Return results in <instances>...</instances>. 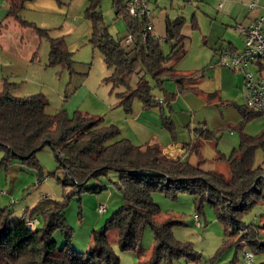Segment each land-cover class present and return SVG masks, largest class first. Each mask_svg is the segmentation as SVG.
Masks as SVG:
<instances>
[{"label":"rangeland","instance_id":"374dc122","mask_svg":"<svg viewBox=\"0 0 264 264\" xmlns=\"http://www.w3.org/2000/svg\"><path fill=\"white\" fill-rule=\"evenodd\" d=\"M56 3L58 8L53 11L24 8L20 14L22 18L48 29L50 36L65 37L73 54V69L62 65L48 66L49 38L39 36L33 27H24L12 17L4 22L7 25L0 31V90L6 78L15 83L13 93L16 96L45 94L49 99L47 112L53 114L64 108L70 116L80 111L94 118L101 117L104 125L115 124L121 129L120 137L128 138L137 145L156 141H161L164 146L178 143L193 147L197 145L204 160L201 167L218 170L229 177L227 158L241 142L239 127L243 117L237 105L247 103L245 88H236L232 94L226 85L227 88L222 92L224 95L218 98L215 93L195 84L197 80L200 81L202 74L206 78L210 76L207 74L212 71L210 65H218L215 48H219L221 42H215L213 37L222 34L217 25L212 26L202 3L199 0H158L157 4H153L156 30L165 29L167 16L172 19L184 17L182 34L186 36L185 53L175 68L179 74L192 77L188 82L194 84L192 88L180 89L176 80L172 79L166 80L160 87L148 75L147 79L157 99L166 100L167 94L172 98L160 106L145 108L143 101L137 97L132 102L130 113L119 104L120 99L116 92L111 91L110 84L104 82L111 70L102 53L94 50L91 42L92 23L85 13L88 0H56ZM99 8L103 14V24L111 35L115 39L126 38L129 34L126 20L116 14L113 1L100 0ZM160 39L164 53L170 54L176 42L166 41L164 36ZM126 46L130 48L131 43ZM242 46L243 43L241 49ZM224 67L232 73L244 75L241 70L236 72L233 68ZM256 70L254 64L248 68V71ZM141 111H149L150 115L140 118ZM166 122H171L172 129ZM207 131L212 133L211 138L205 137ZM263 131L264 114L244 126V132L250 135ZM3 156L4 152L0 149V161ZM199 156L197 151L192 154L193 158ZM36 158L38 165L29 164L18 157L10 158L7 165L0 164V206L9 207L11 218L17 220L24 211L35 208L45 196L66 203L65 217L73 229L72 245L80 252L87 251L92 241V231L100 229L124 202L115 184L119 180V172L113 170L108 177L99 180L108 185L102 192L85 191L79 194L75 193V187L63 185L62 180L66 175L50 145L37 151ZM263 161L264 150L258 148L253 159L254 167L264 165ZM99 181L92 179L88 186H95ZM110 193L113 198L105 202L107 210L101 212L102 199ZM153 198L162 211L158 220L169 217L180 221L173 228L175 238L190 245L192 251L200 256L192 259L189 255H182L175 257L171 263L162 260L159 264H260L264 260V252L248 244L247 238L241 239L238 235L233 240L226 233L224 224L218 219L216 206L209 200L200 204L198 196L190 191H181L177 197H171L156 190ZM116 200L120 201L115 204ZM243 220L248 225L255 223L258 227L252 231L245 229L242 235L254 234V238L264 236V202L248 209ZM38 221L37 226L42 227V215L38 216ZM53 236L58 245L63 246V232L57 229ZM116 237L117 232H113L111 243L120 258L119 264H149L155 246V236L150 226L144 228L136 251H122ZM237 239L240 240L237 242ZM247 253L253 254V260L247 259Z\"/></svg>","mask_w":264,"mask_h":264},{"label":"trees","instance_id":"16d2710c","mask_svg":"<svg viewBox=\"0 0 264 264\" xmlns=\"http://www.w3.org/2000/svg\"><path fill=\"white\" fill-rule=\"evenodd\" d=\"M26 1L9 0V15L15 16L22 26L33 27L39 36L49 38L48 66L62 65L72 70L73 54L65 37H52L48 29L22 18L20 11ZM112 1L116 14L125 18L129 34L134 35L130 48H127L125 38L115 39L103 24L100 0H88L85 13L92 23L93 48L102 53L111 70L104 82L116 92L119 104L126 112L132 111V102L137 97L145 108L160 106L172 98L167 94L166 100L157 99L148 75L160 87L166 80L175 79L180 89L192 88L188 85L192 77L179 74L175 68L185 53L184 17L167 18L165 40L176 43L166 55L161 39L151 31L143 39V27L148 18L131 15L124 0ZM3 26L0 23V31ZM14 85L5 78L0 90V149L4 152L0 164L7 165L10 158L18 157L38 165L36 153L44 147L45 140H50L66 175L63 185L75 187V193L79 194L102 192L108 185L99 180L114 170L120 174L115 184L124 202L100 229L92 231V241L85 252L72 245L73 229L65 217L66 203L45 196L35 208L24 211L17 220L11 218L9 207L0 206V264H119L111 234L117 232L116 241L122 251H136L146 226L151 227L155 236L149 264H159L162 260L171 263L182 255L199 258L190 245L175 238L173 228L180 221L169 217L158 220L162 211L153 198L156 190L171 197H177L181 191H190L198 196L200 204L209 200L216 206L218 219L233 240L238 235L241 239L247 238L248 244L264 252V236L242 235L245 229L252 231L258 227L255 223L246 224L243 220L245 212L264 202V165L254 167L253 164L256 150H264V131L250 135L244 132V126L264 112L254 111L246 104L237 105L243 117L239 127L241 142L227 158L230 168L227 177L218 170L203 169V158L194 165L187 160L169 157L159 143L134 144L128 138L120 137L121 129L115 124L104 125L101 117L94 118L80 111L70 116L64 108L49 113V99L45 94L19 97L13 93ZM166 125L173 127L171 122ZM205 137L211 138L212 133L207 131ZM92 179L99 182L88 186ZM39 215L43 216V226L31 228L29 221L38 219ZM57 229L64 234L63 246H59L53 236ZM239 245L242 244L239 242ZM260 264H264V260Z\"/></svg>","mask_w":264,"mask_h":264},{"label":"crops","instance_id":"0c3cea01","mask_svg":"<svg viewBox=\"0 0 264 264\" xmlns=\"http://www.w3.org/2000/svg\"><path fill=\"white\" fill-rule=\"evenodd\" d=\"M191 1V0H189ZM200 3L203 5V9L205 14L210 18L211 24L217 25L218 31H221L222 34L214 35L215 42H221L219 48H215V56L216 58L220 57L219 54L221 50L225 47H230L233 49L241 50L240 45L243 43L244 48V37L242 31L239 29L238 25L243 27L249 26L254 20H256L262 13L263 7L262 4L257 5L254 8L250 7L251 0H199ZM24 8H33V9H42L45 11H53L58 8V4L56 0H28L24 3ZM10 9V2L9 0H0V23L3 25H7L4 23L6 20H9L13 15H9ZM165 19V29L164 30H156V21L153 15V23H154V34L157 35L159 38L164 36L166 38L167 35V28H166V21ZM2 31V30H1ZM157 33V34H156ZM92 36V32H91ZM242 48V49H243ZM219 61V60H218ZM218 62L217 66L210 65L209 67L212 68V71L208 72L207 74L210 75L206 78L205 74H202L200 81H196L195 84L198 87L202 88L203 90L210 91V93H215L216 97H222V92L227 88L228 90L232 91L231 93L234 94L236 88L244 87V75L240 76L232 71H229L224 66L221 67ZM232 69V68H231ZM236 71L235 69H232ZM238 72V71H236ZM213 74V75H212ZM203 77V78H202ZM194 84V83H193ZM193 84L188 83L189 86H193ZM227 85V86H226ZM149 111H141L140 118L148 116ZM156 116L157 113L153 112ZM150 115V114H149ZM152 143H159L164 153L167 154L169 157L181 160H187L190 163L194 164L195 162H199L202 159L201 151L197 145L194 147L191 145H184V144H176V145H167L164 146L161 141H156ZM195 149V150H194ZM198 152L200 156L198 158H193V152ZM113 198L112 193L103 197L102 204L105 205L107 210V204L105 202H109L110 199ZM120 200H116L115 204L118 203ZM122 204V203H121Z\"/></svg>","mask_w":264,"mask_h":264},{"label":"built area","instance_id":"2783aa9c","mask_svg":"<svg viewBox=\"0 0 264 264\" xmlns=\"http://www.w3.org/2000/svg\"><path fill=\"white\" fill-rule=\"evenodd\" d=\"M124 2L131 15L148 18L143 27V39H146L150 31L154 34L153 4H157L158 0H124ZM260 4H262L263 13L256 20L247 27L238 25L244 37V48L241 50L223 48L219 54V63L244 72L246 105L254 111L264 112V0L250 2L251 8ZM154 36L158 37L155 34ZM134 40V35L128 34L124 42L133 43ZM251 64L256 66V71H248ZM105 210V205H101L100 211ZM37 224V218L29 221L31 228H35ZM246 256L248 260H253L252 253H247Z\"/></svg>","mask_w":264,"mask_h":264},{"label":"water","instance_id":"95a60500","mask_svg":"<svg viewBox=\"0 0 264 264\" xmlns=\"http://www.w3.org/2000/svg\"><path fill=\"white\" fill-rule=\"evenodd\" d=\"M45 145H51L50 140H45V141L42 143V146H45ZM263 243H264V242H263Z\"/></svg>","mask_w":264,"mask_h":264}]
</instances>
